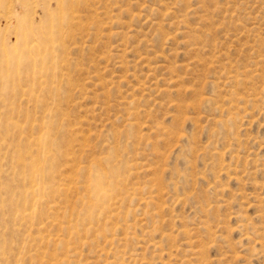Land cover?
Returning <instances> with one entry per match:
<instances>
[{"label":"rangeland","instance_id":"obj_1","mask_svg":"<svg viewBox=\"0 0 264 264\" xmlns=\"http://www.w3.org/2000/svg\"><path fill=\"white\" fill-rule=\"evenodd\" d=\"M0 264H264V0H0Z\"/></svg>","mask_w":264,"mask_h":264},{"label":"bare ground","instance_id":"obj_2","mask_svg":"<svg viewBox=\"0 0 264 264\" xmlns=\"http://www.w3.org/2000/svg\"><path fill=\"white\" fill-rule=\"evenodd\" d=\"M56 38H57V37H56ZM44 42H45V41H44ZM33 45L35 46L36 44L33 43ZM27 46H28V45H27ZM28 47H29V46H28ZM36 48H37V46H36ZM50 48H51V47H50ZM47 49H48V48H47ZM44 51H46V50H44ZM31 52H32V49H31ZM47 52H48V51H47ZM47 52H46V53H47ZM35 53H36V52H35ZM40 53H41V52H40ZM37 55H39V54H36V55H35L36 58H37ZM39 57H40V56H39ZM39 57H38V58H39ZM38 58H37V59H38ZM39 59H40V58H39ZM44 59H45V58H44ZM40 60H41V59H40ZM35 61H36V59H35ZM35 61H34V62H35ZM38 61H39V60H38ZM36 62H37V61H36ZM58 118H59V117H58ZM34 169H36V168H34ZM37 169H38V168H37ZM32 171L34 172V170H32ZM38 171H39V169H38ZM94 171H95V170H94ZM96 171H98V170H96ZM96 171H95V172H96ZM111 171H113V170H111ZM95 172H94V174H95ZM99 172H100V171H99ZM99 172H98V173H99ZM115 172H116V171L114 170L113 173H115ZM108 173H109V172H108ZM113 173H112V174H113ZM94 174H92V175H94ZM100 174H102V172L99 173L98 175H100ZM110 174H111V173H109V175L104 174V176L106 175V177H107V176L109 177ZM92 175H91V176H92ZM91 176H90V179H92L95 175H94L93 177H91ZM101 176H102V175H101ZM97 177H98V176H97ZM108 177H107V178H108ZM111 177H112V176H111ZM95 178H96V176L94 177V180L92 179V182H94L93 185H95V187H96L95 189L97 190V187H99V188L102 189V184H103V182H102V184H101L100 179H101V178L104 179V177H101V178L98 179V180H95ZM101 180H102V179H101ZM89 181H90V180H89ZM108 182H109V181H108ZM89 183H91V181H90ZM109 184H110V183H109ZM89 186H92V185L90 184ZM92 189H94V187H93ZM95 189H94V192H96ZM101 191H102V190H101ZM98 192H99V191H97V193H98ZM103 192H104V191H103ZM103 192H102V194H103ZM97 193H96V194H97ZM94 194H95V193H94ZM94 194H93V195H94ZM96 194H95V195H96ZM105 194H106V193H105ZM98 195H101V192H99ZM88 197H89V196H88ZM95 197H96V196H95ZM103 197H104V194H103ZM95 199H96V198H95ZM99 199H100V198H99ZM99 199L97 198V200H99ZM102 200H103V199H102ZM90 216H91V215H90ZM90 216H89V217H90Z\"/></svg>","mask_w":264,"mask_h":264}]
</instances>
